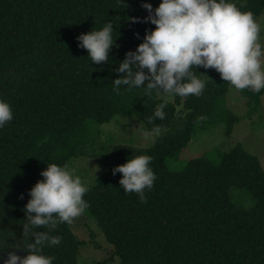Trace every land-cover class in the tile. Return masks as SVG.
<instances>
[{"label": "trees", "instance_id": "16d2710c", "mask_svg": "<svg viewBox=\"0 0 264 264\" xmlns=\"http://www.w3.org/2000/svg\"><path fill=\"white\" fill-rule=\"evenodd\" d=\"M227 2L255 19L264 11V0ZM144 3L153 10L159 6L156 0H0V100L13 113L0 127V264L9 252L28 254L34 238L23 236L28 223L24 209L30 190L43 180L40 173L48 164L63 166L82 156L91 143L90 125L108 123L116 115L138 119L149 132L159 126L163 133L150 147L110 146L108 169L83 197L113 248L111 259L119 264H264V172L258 158L237 144L218 164L195 158L180 172L166 165L189 142L196 118L209 117L223 101L229 84L218 72L206 78L210 68L198 67L192 71L205 82L198 97L167 94L168 103L162 92L145 95L146 87L121 85L119 94L113 91L126 53L155 29L144 19ZM108 22L114 44L108 62L95 64L78 47L77 37ZM242 92L258 97L264 89ZM161 103L165 118L149 123ZM178 107L184 109L182 118L176 116ZM225 117V134L230 135L239 119L230 112ZM139 155L152 157L157 177L153 188L145 189L146 203L135 192L124 193L122 174L112 171ZM231 188L247 190L255 205L234 206ZM49 235L61 237V243L45 244L41 254L53 257L52 264H77L82 242L70 224L59 223Z\"/></svg>", "mask_w": 264, "mask_h": 264}, {"label": "clouds", "instance_id": "9594fccd", "mask_svg": "<svg viewBox=\"0 0 264 264\" xmlns=\"http://www.w3.org/2000/svg\"><path fill=\"white\" fill-rule=\"evenodd\" d=\"M142 7L148 11L145 21L155 25V29L146 31L143 42L135 51L127 52L116 69L123 74L113 80V91L117 94L124 85L129 90L146 87L145 95L156 90L168 95L198 97L205 88V82L192 71L198 67L214 69L237 91L249 89L259 93L264 89L261 26L253 13L242 12L227 0H162L154 10L150 3ZM112 32L113 25L108 22L101 30L78 36V47L87 51L93 63H106L114 44ZM165 107L163 103L157 105L154 117L148 122L152 123L154 118L163 120ZM12 118V108L0 100V127ZM205 119L198 117L199 121ZM160 131L159 126L152 129L156 135ZM151 160V156L139 155L112 170L113 175L122 174L119 184L124 193L135 192L144 203L147 202L145 189L151 190L157 178L150 167ZM40 175L43 180L30 190L31 199L24 209L28 223L23 225V236L31 235L33 242L28 244L26 256L9 252L4 264H52L54 258L41 251L45 244L59 245L61 237L51 236L49 232L59 223H73L89 207L83 198L89 188L76 168L67 163L63 166L53 163ZM35 228L48 231H32Z\"/></svg>", "mask_w": 264, "mask_h": 264}, {"label": "rangeland", "instance_id": "374dc122", "mask_svg": "<svg viewBox=\"0 0 264 264\" xmlns=\"http://www.w3.org/2000/svg\"><path fill=\"white\" fill-rule=\"evenodd\" d=\"M158 4L162 0H156ZM261 26L260 42L264 48V11L256 18ZM206 78L218 77L217 72L210 68ZM166 102L172 103L166 94ZM230 112L239 121L233 124L230 135L225 134V113ZM177 118L184 116L183 107H178ZM202 116V115H201ZM200 117V116H199ZM194 132L190 140L181 150L176 159H167L166 165L173 172H180L185 164L195 158H204L213 164H218L221 156L237 144L256 156L264 172V94L258 97H248L242 91L228 86L223 101L205 120L196 118ZM149 132L138 119L116 115L105 124H92L88 130L91 143L84 147L82 156L72 158L70 167L77 169V174L87 186L95 183L108 169L107 156L112 145H130L134 147H150L162 135ZM230 199L234 206L240 209H250L255 205V199L245 189L231 188ZM73 235L81 241L77 253V264H94L106 261V264H119L116 258L111 259L113 248L107 243L96 220L86 209L85 212L70 224Z\"/></svg>", "mask_w": 264, "mask_h": 264}]
</instances>
